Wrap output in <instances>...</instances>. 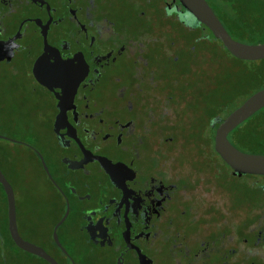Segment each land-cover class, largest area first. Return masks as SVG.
Returning a JSON list of instances; mask_svg holds the SVG:
<instances>
[{"label": "flooded vegetation", "instance_id": "flooded-vegetation-1", "mask_svg": "<svg viewBox=\"0 0 264 264\" xmlns=\"http://www.w3.org/2000/svg\"><path fill=\"white\" fill-rule=\"evenodd\" d=\"M169 4L0 0V68L31 87L30 109L50 136L45 148L11 141L33 153L42 176L35 192H19L33 221L18 226L14 185L23 180L2 153L0 172L20 238L57 264H264V207L242 209L248 186L233 181L248 175H234L208 140L198 141L200 158L178 160L201 97L164 82L158 64L208 55L211 36ZM207 122L202 137L213 142L217 125Z\"/></svg>", "mask_w": 264, "mask_h": 264}, {"label": "rangeland", "instance_id": "rangeland-1", "mask_svg": "<svg viewBox=\"0 0 264 264\" xmlns=\"http://www.w3.org/2000/svg\"><path fill=\"white\" fill-rule=\"evenodd\" d=\"M164 1L169 3L172 2V0ZM241 1L244 15L241 16L240 21L246 26V28L251 30L254 29L255 32L251 35L247 34L244 36L232 31L231 37H233V40L242 44H260L264 42V24L261 23V19L259 22L254 20L252 15L258 14L263 16L264 4L261 6L255 0ZM237 17H239V15H237ZM258 27L261 30L260 32L256 31ZM174 28L177 30V35L180 36L181 29L178 26H175ZM210 39L207 41L209 43V45H207V51H209L208 57H211L212 59L211 63L209 62L207 64L205 62L209 58H201V56H197L195 58L184 60L183 66H180L182 68L174 71L173 67L177 68V66L171 63L169 64L170 61H167L166 63L164 62L165 65L163 63L160 65L158 64L159 74L162 79H165L163 80L164 82H168L172 78L178 79L179 76L185 74L184 77L189 81L188 85L196 90L192 92V95L194 96L192 97L196 98L195 95H198L201 97L202 104L207 103V105H209L208 108H201V112L206 114L201 116L202 123H206V118L211 111H218L219 108L224 110V112L221 111L220 113L222 114V118H224L226 113L233 111L244 99L246 100L245 96L264 88V60L255 62L236 60L230 56L223 47H221L217 40L213 38ZM169 40L170 43H172V38ZM258 69L261 70V74H259L258 77H252L251 80L248 81L247 78L250 73ZM4 74L5 71L0 68V153L11 157L18 174L17 177L19 180H23L21 183L25 186L23 189L20 181L18 183V180L16 179L14 189L17 222L19 226L25 219L26 221H33L34 217L33 213L30 214L25 209L27 207V202L19 199V192H24L25 189L35 192L36 185L39 183L41 184L43 181L40 170L35 167L36 163L33 153L27 148L12 143L11 141L24 140L37 148H45V140H43V137L49 138L50 136L46 133L44 127H40L37 119H35L33 110L30 109L31 98L28 94V89H31V87H23L19 80L3 76ZM243 81L247 83L245 85H239L243 83ZM263 109L259 111L258 114H254L244 122L247 131H251L252 127L264 128ZM259 122L261 123L259 124ZM24 127H39L40 132L28 133L24 131ZM263 130H259L262 131L263 139H261V137L256 142L255 140L253 142H248L245 144L246 146L238 145L241 141L237 134L231 135L230 139L233 145L238 147L239 151L249 155L264 156ZM241 144L244 143L241 142ZM186 156V154L185 156L183 154L179 155L178 160L180 164L187 159ZM218 169L225 172L220 166H218ZM233 181L235 184L237 182H244L248 186L246 191V196L250 198L248 205L247 203L243 204L245 201H242L241 198L238 201L240 207L243 206L242 209L248 207L252 209V207H254L255 210H257L258 208L264 207L263 176L248 175L241 177L240 179H233ZM253 210L250 211L253 212ZM253 215L254 214L251 213L247 219L251 221ZM6 220V199L0 189V264H45L37 257L21 251L16 246L12 245L6 233ZM1 247H3V251Z\"/></svg>", "mask_w": 264, "mask_h": 264}, {"label": "water", "instance_id": "water-1", "mask_svg": "<svg viewBox=\"0 0 264 264\" xmlns=\"http://www.w3.org/2000/svg\"><path fill=\"white\" fill-rule=\"evenodd\" d=\"M177 2L184 12H186L196 23L206 28L212 37L220 42L229 55L236 60L255 62L264 59V43L247 45L233 40L212 9L209 7L206 0H177ZM166 4L168 9L173 8V5L169 4V2H166ZM263 108L264 88L250 95L224 119L216 118L211 121L212 127L217 125L213 135L214 151L223 163L231 169L234 175L264 177V156L245 154L236 149L228 140V136L233 130ZM40 160L45 172L48 174V170L41 157ZM0 185L7 198L8 231L13 244L21 251L41 258L48 264H57L41 248L25 242L20 238L16 227L13 191L1 172ZM66 215L67 214H65L61 222L64 221ZM60 223L57 224L53 231V239L59 246L60 244L56 235V228L60 225Z\"/></svg>", "mask_w": 264, "mask_h": 264}, {"label": "trees", "instance_id": "trees-1", "mask_svg": "<svg viewBox=\"0 0 264 264\" xmlns=\"http://www.w3.org/2000/svg\"><path fill=\"white\" fill-rule=\"evenodd\" d=\"M206 2L208 3L209 7L212 9V11L214 12V14L216 15V17L219 19V21L224 26V28L226 29V31L229 33L230 36H232L231 35V32L232 31L238 33L239 35H244V36L247 35V34L251 35L252 33L255 32L254 29L251 30V29L246 28V26L244 24H242V22L240 21L241 16L244 15V13L242 11V7H241V5H242V1L241 0H206ZM137 9H139V7H137ZM237 15H239V17H237ZM252 18H254V20H256L257 22H259L260 19H261V23L264 24V15L262 16V15H258V14L257 15L256 14H253L252 15ZM201 27L204 28L203 26H201ZM256 31L257 32H260L261 30L258 27L256 29ZM209 35L211 36V38H213L211 34H209ZM186 39H187V47L188 48L194 46V44L191 43L192 42V36L191 35L187 34L186 35ZM232 39H233V37H232ZM220 45H221V43H220ZM201 47H204V45H201ZM221 47H222V45H221ZM189 53L190 54H194V52H191V51ZM200 56H201V58H209L205 62L207 64L209 62L211 63L212 59H211V57H208L209 54L208 55H205V54H202L201 53ZM181 68L182 67H180V65H177V68L173 67V71L174 70H177V69L180 70ZM255 73L261 74V70L258 69L256 71H253L252 73H250V75L247 78L248 81L251 80L252 77H258V76L255 75ZM184 76H185V74L182 75V76H179L178 79H175V78L173 79L172 78L171 80L168 81V83L170 85H172V84H175V82H173V80H175L176 82L178 81V83L181 85V87L185 86L184 89H186V91H187V89L189 87V85H188V82L189 81ZM246 83L247 82L243 81V83H241L239 85H245ZM197 89H198V87H197ZM252 94L253 93L248 94L245 97L247 98V97H249ZM202 107L203 108H208L209 105H207V103H205V104H202ZM201 110L202 109L199 110L200 113H201V115L198 113L199 115L195 117L194 122L191 123V121H190V119L188 117L186 119L187 120L186 121V124H185V129H186L185 142H186V146H185L184 150H185V154L187 155L186 156L187 159H190V158H192V159H198V158L201 157L200 154H199L201 152V150L199 149V146H198V143H199L198 141L199 140L200 141H204L205 143H207V140H208L210 142V144L213 143L211 136L209 137V139H207V138L205 139V138L202 137L203 127L205 125H207V121H212L213 118H215V117H217L219 119H224L228 114H230L232 112V111H230V112L226 113V116H224V118H222V116H221L222 114H220V113H221V111L224 112V110L221 109V108H219L218 111H214V112L211 111L210 114L206 118V123H202L201 122V119H202L201 116L206 115V114H204L203 112H201ZM197 112H198V109H197ZM258 113H259V111L256 114H258ZM260 123L261 122H259V124ZM209 124H210V122H209ZM192 126H194V129H193V133L194 134L190 137V135L188 133L190 132L189 129L192 128ZM254 127H256V126H254ZM261 129L263 130L264 128L263 127H258V128H253L252 127V130L251 131H247L245 129V126H244V123H243V124H241L240 126H238L235 130H233L229 134L228 140L233 145V143L231 142L230 137H231V135L237 134L239 140L242 143H244V144H241V142H240L238 145L239 146H243V145L246 146L245 144L248 143V142H253L254 140L256 142L261 137H262L261 139H263L262 131H259ZM191 131H192V129H191ZM212 134H213V131H212ZM181 136H182V133H181ZM233 146L236 149H238V147H236L235 145H233ZM12 245H14V244H12ZM1 248H2V251H3V247H1Z\"/></svg>", "mask_w": 264, "mask_h": 264}]
</instances>
